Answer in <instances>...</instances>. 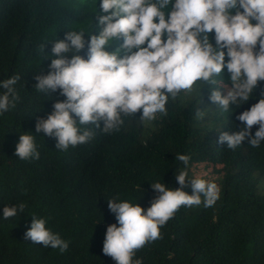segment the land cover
Returning <instances> with one entry per match:
<instances>
[{
    "label": "trees",
    "instance_id": "16d2710c",
    "mask_svg": "<svg viewBox=\"0 0 264 264\" xmlns=\"http://www.w3.org/2000/svg\"><path fill=\"white\" fill-rule=\"evenodd\" d=\"M98 0H0V81L13 75L18 99L0 114V264H115L102 252L108 225L116 223L107 201L139 203L147 209L157 194L151 183L180 187L175 174L215 182L220 197L212 207L182 206L161 239L146 244L133 259L142 264H264V142L253 148L246 139L236 149L217 143L220 131H239L237 116L259 100L260 83L249 101L222 112L209 101L210 89L229 85L197 82L166 105L168 114L141 122L124 117L120 130L105 134L92 127L86 144L55 148L56 140L35 131L36 121L53 110V97L38 92L34 77L47 74L55 39L68 30L95 31ZM98 31V30H97ZM111 50V49H110ZM5 90L0 88V94ZM63 99V97H59ZM204 113L196 117V111ZM258 126H253L255 134ZM34 135L39 158L15 155L19 136ZM190 156L189 164L175 160ZM184 191L191 194V187ZM24 205L4 219L5 206ZM32 216L69 243L66 252L25 240Z\"/></svg>",
    "mask_w": 264,
    "mask_h": 264
},
{
    "label": "clouds",
    "instance_id": "9594fccd",
    "mask_svg": "<svg viewBox=\"0 0 264 264\" xmlns=\"http://www.w3.org/2000/svg\"><path fill=\"white\" fill-rule=\"evenodd\" d=\"M95 31L68 30L62 39L40 45L51 60L47 74L41 69L34 88L53 97V110L36 121L35 131L56 140L55 148L86 144L95 129L105 134L120 130L124 117L141 122L167 116L169 99L191 93L196 83L216 85L227 75L222 89H210L209 101L228 112L240 108L264 82V0H98ZM98 30V31H97ZM111 49V50H110ZM13 75L0 81V114L18 99ZM59 97H63L60 99ZM197 118H203L201 110ZM239 131H220L217 143L236 149L246 139L253 148L264 142V91L259 100L237 116ZM253 126H258L252 134ZM15 155L39 158L34 135L22 134ZM185 166L190 156L176 154ZM186 170L175 174L178 188L151 183L157 194L147 209L127 200H108L116 223L106 228L102 252L115 264H142L133 259L146 244L161 239V227L182 207H212L220 197L215 182L189 180ZM191 187V194L184 191ZM24 205L5 206L3 218L15 217ZM47 220L32 216L24 239L66 252L69 243L46 227Z\"/></svg>",
    "mask_w": 264,
    "mask_h": 264
}]
</instances>
